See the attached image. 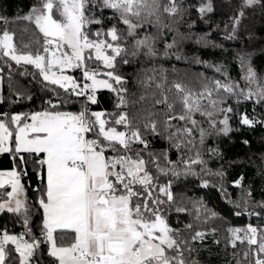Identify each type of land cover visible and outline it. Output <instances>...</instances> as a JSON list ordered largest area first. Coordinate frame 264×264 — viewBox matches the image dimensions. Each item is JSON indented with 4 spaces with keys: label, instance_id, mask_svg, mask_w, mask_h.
Masks as SVG:
<instances>
[{
    "label": "snow or ice",
    "instance_id": "snow-or-ice-1",
    "mask_svg": "<svg viewBox=\"0 0 264 264\" xmlns=\"http://www.w3.org/2000/svg\"><path fill=\"white\" fill-rule=\"evenodd\" d=\"M256 5L264 6V0H241L226 39L234 38L244 9ZM186 11L183 0H37L17 18L33 26L31 32L21 29L19 43L7 18L0 16L5 25L0 30V82L14 64L23 68L20 76H31L50 94L40 98L38 109L0 112V155L11 158V167L0 169V215L9 214L21 228H0V264H40L45 248L52 264H201L196 256L205 241L211 237L221 243L217 227H202L218 213L200 200L190 201L189 208L174 194L171 177L207 173L223 179V170L213 173L203 159L205 139L239 131L230 126L237 117L240 127L264 125V118L228 103L234 97L237 105L253 102V112L255 105L264 107V77L249 66L242 77L245 87L206 77L190 85L153 70L137 81L142 89L137 97L130 93L128 78L116 71L118 63L130 64V57H156L157 42L174 34L171 43H164L167 56ZM196 11L203 19L213 11L211 0H201ZM71 70H81L83 81L68 75ZM99 89L114 94L113 112L89 107L98 103ZM14 95L13 104L35 99L26 89ZM73 96L84 98L80 110H64ZM161 126L174 147L195 150V157L172 161L167 153L148 151L146 136H159ZM207 154L216 157L219 149L208 148ZM180 163L183 172L177 171ZM194 165L202 166L200 173ZM32 176L37 184L30 201L31 185L24 180ZM161 177L169 179L161 182ZM232 185L241 189L242 200L233 202L234 214L264 217V200H254L245 177ZM208 186L203 180L201 187ZM220 191L227 199V189L221 186ZM33 209L40 218L38 233L31 222ZM173 212L191 220L173 225ZM225 243L231 249L226 264H264V223L228 227Z\"/></svg>",
    "mask_w": 264,
    "mask_h": 264
},
{
    "label": "trees",
    "instance_id": "trees-1",
    "mask_svg": "<svg viewBox=\"0 0 264 264\" xmlns=\"http://www.w3.org/2000/svg\"><path fill=\"white\" fill-rule=\"evenodd\" d=\"M241 0H211L213 11L201 18L196 11V6L201 0H183V8L186 13L183 16V22L178 25L179 34L176 35V45L168 50V55L164 56V43L172 42L174 34H168L159 40L156 48L159 53L156 57H138L131 58L128 65L122 62L118 63L116 71L128 78V88L130 93H136L139 96L142 89L137 81L142 80L147 75L155 73H163L170 80H182L190 85L197 84L205 77L208 79H219L226 81L238 82L241 87H245L247 82L242 79L246 74L247 68L250 66L259 77H264V6L256 5L251 8L244 9V16L240 18L239 24L236 25L234 38L226 39V35L232 33L233 20L231 17L236 16ZM37 3V0H0V16L6 17L8 20L7 28L17 34V42L19 43V35L21 29L28 27L30 32L33 28L27 21H17L18 17L27 15L31 8ZM108 13L106 12L105 15ZM167 22V21H166ZM5 27L0 22V30ZM155 31V29H152ZM38 35V34H37ZM177 56L180 59H177ZM197 60L201 63H197ZM29 72L35 71L31 66H27ZM216 67H220L222 72H217ZM23 68H17L13 64L11 73L5 69L3 80L1 82V99L0 112H27L40 107V98H48L40 83H37L31 76L22 77L19 71ZM103 70V69H102ZM155 70V73L154 71ZM69 75L80 80L81 70H71ZM10 77V78H9ZM102 78V76H101ZM37 80L39 77L37 76ZM253 89L256 85H251ZM27 90L33 95L34 101L27 100L19 104H13L11 101L15 99L16 91ZM63 97L65 94L62 90ZM98 103L89 105L92 110H102L113 112L115 97L114 94L106 89L97 90ZM83 98L73 96L71 102L64 106V110L77 112L83 103ZM233 108L237 111H246L250 116L264 118V107L255 105L253 112V102L246 101L239 105L235 103V98L228 100ZM197 119L201 117L197 116ZM178 124V121H174ZM233 129L240 128L239 131H232L227 136L216 135L213 133L205 139L203 145V159L207 161V167L213 173L223 170L225 173L223 179L219 176L201 173L200 175H180L179 178L171 177L172 190L178 199L191 208L190 201L200 200L203 204L218 213L215 220L210 221L208 225L202 227L215 226L219 229L216 237L221 243L216 245L209 237L205 241V246L197 254L196 258L201 264H226L231 259V249L225 243L226 230L228 227H243L248 223H264V217L258 219L255 216L247 214L236 216L233 202H240L241 189L233 187L232 181L241 176L245 177V187L250 186L255 201L264 200V125H256L254 128L240 127L238 117L230 122ZM203 127L208 128V124L204 123ZM160 135L154 136L148 134L146 138L149 140L148 151L157 155L167 153L168 158L172 161H180L181 158L188 159L195 157V150L189 152L187 149H177L174 142L165 138L164 129L160 127ZM197 147L199 145V134L194 137ZM248 143L244 144L243 141ZM208 148H218L219 155L210 157L207 154ZM165 161L161 159V164L165 165ZM11 167V158L8 154L0 155V169H9ZM193 171L200 173L201 165H194ZM185 165L180 163L177 171L183 172ZM30 176H31V170ZM155 171V169H153ZM169 177H161V182L166 181ZM203 180L209 182L207 188L201 187ZM26 185H31L28 191L29 200H33L31 188L37 184L35 177L25 179ZM223 186L227 189V199L221 193L220 188ZM249 207V211H251ZM259 211V209H256ZM14 218L9 214L0 215V228L5 225L11 232L21 231L18 223H13ZM191 220V216L186 214H176L173 212L170 222L176 225L178 222L186 223ZM33 228L38 233V225L40 223L39 215L33 209L31 217ZM199 247V245H198ZM40 264H52L51 258L47 256L46 248Z\"/></svg>",
    "mask_w": 264,
    "mask_h": 264
},
{
    "label": "built area",
    "instance_id": "built-area-1",
    "mask_svg": "<svg viewBox=\"0 0 264 264\" xmlns=\"http://www.w3.org/2000/svg\"><path fill=\"white\" fill-rule=\"evenodd\" d=\"M79 81H83V75H82V71H81V76H80V80ZM83 98V97H82ZM84 101V98H83Z\"/></svg>",
    "mask_w": 264,
    "mask_h": 264
},
{
    "label": "rangeland",
    "instance_id": "rangeland-1",
    "mask_svg": "<svg viewBox=\"0 0 264 264\" xmlns=\"http://www.w3.org/2000/svg\"><path fill=\"white\" fill-rule=\"evenodd\" d=\"M99 78H101V77H99ZM0 99H1V82H0Z\"/></svg>",
    "mask_w": 264,
    "mask_h": 264
},
{
    "label": "crops",
    "instance_id": "crops-1",
    "mask_svg": "<svg viewBox=\"0 0 264 264\" xmlns=\"http://www.w3.org/2000/svg\"><path fill=\"white\" fill-rule=\"evenodd\" d=\"M68 74V73H67ZM69 75V74H68Z\"/></svg>",
    "mask_w": 264,
    "mask_h": 264
}]
</instances>
